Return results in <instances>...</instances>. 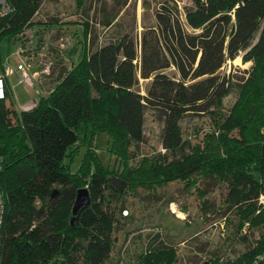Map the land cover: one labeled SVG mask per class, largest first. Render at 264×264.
Here are the masks:
<instances>
[{
	"label": "trees",
	"instance_id": "1",
	"mask_svg": "<svg viewBox=\"0 0 264 264\" xmlns=\"http://www.w3.org/2000/svg\"><path fill=\"white\" fill-rule=\"evenodd\" d=\"M7 1L11 11L0 17V43L13 37L39 72L38 53L24 40L47 22L44 6L55 0ZM85 2L76 0L79 8ZM185 11L192 32L178 4L165 0L140 44L125 33L97 46L86 22L83 53L63 66L30 110L19 112L8 102L6 76L7 97L0 100V264H119L123 244L156 217L152 204L170 192L159 190L177 181L200 199L204 221L185 223L189 232L217 221L230 232L228 243L203 264H264V0H193ZM241 53L251 68L241 76L222 72ZM7 66L0 54V73ZM171 67L179 77L164 72ZM137 73L151 79L146 94L136 89ZM44 76L41 68L40 84ZM234 92L227 109L224 100ZM149 108L164 117L165 151L147 155L141 148ZM189 116L202 119L196 141L183 126ZM97 132L109 134L118 165L104 163ZM81 148L86 151L75 169ZM81 188H88L91 202L72 221ZM160 224L127 264L178 262L182 241L169 238ZM238 241L246 243L244 250L237 251Z\"/></svg>",
	"mask_w": 264,
	"mask_h": 264
},
{
	"label": "rangeland",
	"instance_id": "2",
	"mask_svg": "<svg viewBox=\"0 0 264 264\" xmlns=\"http://www.w3.org/2000/svg\"><path fill=\"white\" fill-rule=\"evenodd\" d=\"M164 1L86 0L85 6L82 8L77 6L76 0L47 2L43 9L47 22L30 29L26 33L27 40L29 41L24 40L26 45L32 44L34 51L36 50L38 53V58L35 60L36 64L41 63L42 66H39V72L42 68V71L45 73L41 84L38 77V67L32 64L31 61H28L26 55H20L18 52V49L20 51V47L18 43H15L14 38L7 37L0 43L2 63L12 68L8 75L10 86L8 102L17 111L21 112L23 107H28L29 103H32V106H34V103L40 98L42 93L47 94L49 92L56 84L63 66H71L75 59L83 53V27H85L86 22L92 25L93 33L90 32L89 35L94 34V38L96 37V41H98L97 46L116 40L125 33H130L136 42L140 44L143 32L155 24L156 11ZM173 2H176L179 6L180 16L186 29L192 32L193 29L186 22L185 8L192 6L193 0H173ZM107 20H111L110 25L104 24ZM23 36L24 34L19 35L21 44ZM19 39H16V41L20 42ZM63 57L64 59H62ZM19 63H23L26 66L27 73L31 77V82L28 83L22 80L21 74L16 71ZM251 66V62L244 63L241 53L235 60L227 62L222 72L241 76ZM164 72L170 76L179 77L174 67ZM137 76L139 83L136 85V89L142 94H146L151 79H143L141 73H137ZM235 98V92L227 96L224 100L225 108L229 109L234 103ZM163 120L164 117L161 111L152 108L147 109L145 138L141 148L142 153L148 155L156 151H165L162 146ZM205 123V126L208 127V121ZM183 126L193 138L198 128L202 126V119L189 116L186 118ZM110 140L111 138L108 133H96L97 152L104 163L112 167L118 165L120 160L109 151L111 146ZM193 141H196V139L193 138ZM85 151V148H81L80 154L77 155V160L74 164L75 169L82 160ZM137 161L132 160L133 163ZM159 191L170 192L166 198H160L157 203L152 204L155 210H158L156 217L154 216L141 223L139 228L123 244L121 252L122 260L119 264H127L130 259L132 261L135 259V255L140 253L146 243L153 239L152 234H155L160 227H155L159 221L161 222L160 225L166 228L164 234H168V237L175 242L182 241L179 244L180 258L176 264H203L209 260L210 252H215L223 243H228V234L230 232L224 228V221L207 224L204 227L205 229H202L203 226H201V229L194 233L189 232L188 227L185 226V223L191 222L194 225L198 220L202 223L204 221V218L199 216L202 213L199 205L200 199H197L196 195H194L196 191L184 190V182L182 181L173 182L168 186H164ZM214 193L219 195V191H215ZM209 218L213 219V216L209 215ZM139 235L142 236L141 239L137 238ZM124 239V235L121 234V240ZM245 245L246 243L238 241L236 243L237 251L244 250ZM112 257L117 259L119 255H117V252H114ZM110 264H116V262Z\"/></svg>",
	"mask_w": 264,
	"mask_h": 264
},
{
	"label": "built area",
	"instance_id": "3",
	"mask_svg": "<svg viewBox=\"0 0 264 264\" xmlns=\"http://www.w3.org/2000/svg\"><path fill=\"white\" fill-rule=\"evenodd\" d=\"M11 11V7L7 0H0V17H4ZM12 70V68L8 67L6 68V73L3 75L0 73V100H3L7 97V84H6V76L9 75V72ZM16 71L21 74V78L24 81H27L28 83L31 82V77L27 73L26 66L24 64H18ZM38 73V72H37ZM39 76V74H38ZM34 102V101H33ZM36 105V102L34 103V106ZM34 106H32V103L28 104V107H23L22 110H30ZM262 202H264V195L261 197ZM125 215L128 214V211L124 212ZM256 261H261L260 258H257Z\"/></svg>",
	"mask_w": 264,
	"mask_h": 264
},
{
	"label": "water",
	"instance_id": "4",
	"mask_svg": "<svg viewBox=\"0 0 264 264\" xmlns=\"http://www.w3.org/2000/svg\"><path fill=\"white\" fill-rule=\"evenodd\" d=\"M90 202H91V197L88 188L79 189L77 192L75 204L73 206L74 217L72 218V221L75 220V217L78 214V212L81 210V208L87 206L88 204H90Z\"/></svg>",
	"mask_w": 264,
	"mask_h": 264
}]
</instances>
